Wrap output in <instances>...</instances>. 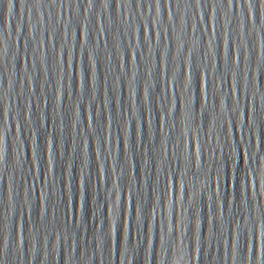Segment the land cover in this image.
<instances>
[{"label": "water", "instance_id": "1", "mask_svg": "<svg viewBox=\"0 0 264 264\" xmlns=\"http://www.w3.org/2000/svg\"><path fill=\"white\" fill-rule=\"evenodd\" d=\"M0 264H264V0H0Z\"/></svg>", "mask_w": 264, "mask_h": 264}]
</instances>
